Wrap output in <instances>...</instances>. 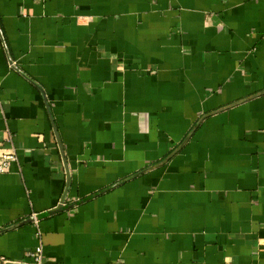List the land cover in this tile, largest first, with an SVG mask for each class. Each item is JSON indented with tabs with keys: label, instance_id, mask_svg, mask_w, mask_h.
I'll use <instances>...</instances> for the list:
<instances>
[{
	"label": "crops",
	"instance_id": "0c3cea01",
	"mask_svg": "<svg viewBox=\"0 0 264 264\" xmlns=\"http://www.w3.org/2000/svg\"><path fill=\"white\" fill-rule=\"evenodd\" d=\"M13 150L11 264H264V0H0Z\"/></svg>",
	"mask_w": 264,
	"mask_h": 264
},
{
	"label": "built area",
	"instance_id": "2783aa9c",
	"mask_svg": "<svg viewBox=\"0 0 264 264\" xmlns=\"http://www.w3.org/2000/svg\"><path fill=\"white\" fill-rule=\"evenodd\" d=\"M16 161H17V154L14 150L11 154L0 155V174L8 173L11 169L12 164ZM28 258L30 259V263L28 264H45L43 247L41 246L36 251L30 252L28 254ZM0 264H11V263L4 258H0Z\"/></svg>",
	"mask_w": 264,
	"mask_h": 264
}]
</instances>
